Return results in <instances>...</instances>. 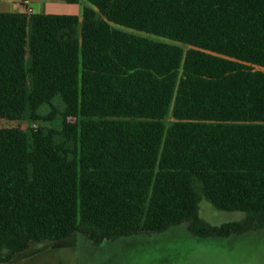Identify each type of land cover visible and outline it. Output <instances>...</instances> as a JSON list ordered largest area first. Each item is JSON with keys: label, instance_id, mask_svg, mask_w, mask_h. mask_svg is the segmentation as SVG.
<instances>
[{"label": "trees", "instance_id": "trees-1", "mask_svg": "<svg viewBox=\"0 0 264 264\" xmlns=\"http://www.w3.org/2000/svg\"><path fill=\"white\" fill-rule=\"evenodd\" d=\"M84 1L0 12V120H76L0 129V264L264 228V0ZM202 199L244 217L211 225Z\"/></svg>", "mask_w": 264, "mask_h": 264}, {"label": "rangeland", "instance_id": "rangeland-1", "mask_svg": "<svg viewBox=\"0 0 264 264\" xmlns=\"http://www.w3.org/2000/svg\"><path fill=\"white\" fill-rule=\"evenodd\" d=\"M86 5L90 6L86 1H80L79 14ZM33 7L40 12L38 6ZM75 123V119L63 116L54 121L0 120V129L12 127L32 131L47 126L58 129ZM199 216L207 223L218 226L239 221L244 214L218 211L202 199ZM11 264H225V241L196 238L188 232L185 224L161 234H139L100 245H93L85 237L76 235L71 247L43 249L35 256Z\"/></svg>", "mask_w": 264, "mask_h": 264}, {"label": "crops", "instance_id": "crops-1", "mask_svg": "<svg viewBox=\"0 0 264 264\" xmlns=\"http://www.w3.org/2000/svg\"><path fill=\"white\" fill-rule=\"evenodd\" d=\"M33 6H38L40 12H36ZM25 9L32 13L80 16L79 4H68L65 0H28L27 5L23 0H0V12L16 13ZM224 241L225 264H264V228Z\"/></svg>", "mask_w": 264, "mask_h": 264}, {"label": "built area", "instance_id": "built-area-1", "mask_svg": "<svg viewBox=\"0 0 264 264\" xmlns=\"http://www.w3.org/2000/svg\"><path fill=\"white\" fill-rule=\"evenodd\" d=\"M24 5L28 4V0H23ZM28 12H31V10H28Z\"/></svg>", "mask_w": 264, "mask_h": 264}]
</instances>
